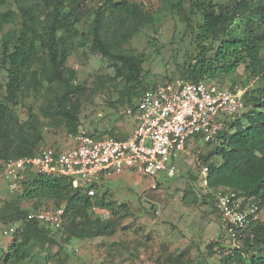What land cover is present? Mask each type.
<instances>
[{"label":"trees","instance_id":"obj_1","mask_svg":"<svg viewBox=\"0 0 264 264\" xmlns=\"http://www.w3.org/2000/svg\"><path fill=\"white\" fill-rule=\"evenodd\" d=\"M12 1L14 9L7 7L9 0H0V67L6 72L5 93L0 96L2 163L11 157L38 153L42 120L63 125L68 135L77 132L80 98L74 94H81L83 87L71 83L74 70L66 67V60L78 34V46L88 42L91 52L110 60L115 77L123 76L130 83L124 94L127 100L121 102L133 107V97L146 90L139 81L142 58L126 51L123 44L157 21L154 14L133 0H97L90 22L86 17L90 10L87 0ZM164 1L165 9L184 25L180 40L187 32L192 34L196 53L190 54L181 67L185 80H212L234 72L240 64L254 78L264 75L260 57L264 47V0H229L226 4L187 0L186 8L185 0ZM197 16L201 20L194 23ZM81 21L88 24L87 31L80 30ZM43 82L47 91L53 92L39 108L43 119L29 108L26 119L20 122L15 106L22 105L28 93L39 92ZM244 98L247 111L239 118L245 120V126L238 118L227 124L209 154L220 158L218 164L207 163L209 186L252 197L264 205V88L245 90ZM18 195L0 207V222L6 227L24 218L26 211L19 201L29 198L51 200L54 206L65 204L63 226L54 230L36 220L22 224L8 247L0 246V264H31L33 258H43L45 264H66L60 253L72 239L102 236L115 229L108 217H91L93 206L110 205L105 197L98 199L97 194L90 197L83 189H73L66 177L32 172L22 182ZM204 197L189 189L182 200L185 204L198 203ZM245 233L241 245L221 256L219 264H264V221L251 225ZM53 246L57 247L54 252ZM35 248L38 252L34 255ZM167 258L173 264H193L182 255Z\"/></svg>","mask_w":264,"mask_h":264},{"label":"rangeland","instance_id":"obj_2","mask_svg":"<svg viewBox=\"0 0 264 264\" xmlns=\"http://www.w3.org/2000/svg\"><path fill=\"white\" fill-rule=\"evenodd\" d=\"M9 1L7 7L14 9L13 1ZM133 1L141 4L146 12L154 14L158 21L141 28L123 44L126 51L142 58L140 83L148 89L175 79H184L181 67L188 61L190 54L196 53L191 41L192 34L187 32L180 40L184 25L179 22L177 15L165 9L164 0ZM214 1L223 4L229 2ZM96 2L97 0L86 2L90 9L86 14L88 22L92 19V8L96 6ZM183 6H188L187 0L183 2ZM200 20L199 16L193 18L194 23ZM79 26L81 31H87L88 24L81 21ZM79 36L74 37L75 47L66 60V67L74 70L71 83L83 87L81 94H74L80 98L79 127L95 138L106 135L126 137L134 125L125 112L129 104L121 101L127 100L124 94L130 83L123 76L115 77V68L110 60L91 52L88 42L78 46ZM260 57L264 66V47L260 51ZM206 81L231 91L264 88V75L259 79L248 75L243 64L228 75ZM5 82L6 72L0 67V96L5 93ZM137 88L139 85L134 90ZM52 95L53 92L47 91L45 82L39 92L28 93L22 105L14 108L19 121L26 119L29 108L43 119L39 108L45 97ZM135 101L136 97H133L132 103ZM238 119L245 126V120ZM228 130L232 131L230 128ZM40 131L42 140L38 143L37 150L47 146L62 149L72 144V138L63 125L51 122L50 119L42 120ZM214 145L216 144L198 140L196 147L188 146V153L179 155L174 160L175 176L168 177L164 172L156 176V189H150L149 177L143 175L137 178L136 173L131 170L121 174L104 173L94 179L91 186L95 189L97 198L105 197L106 204L110 205L107 208L95 205L91 217L94 219L107 210L109 219L102 216L111 221V227L115 229L102 236L72 239L60 253L66 258V264H173L167 256L179 254L193 264H219L220 257L232 247L225 236L224 224L222 225L212 199L203 196L198 203L190 204H185L182 200L186 190H196L199 167L207 165L208 161L217 164L220 162L219 157L209 155ZM18 196L11 194L8 185L0 179V207ZM19 206L26 211L54 205L51 200L29 198L21 199ZM5 228L6 224L0 222V246L5 242ZM56 250V246L51 247L52 252ZM37 252L38 249L35 248L33 254ZM31 261V264H45L43 258H33Z\"/></svg>","mask_w":264,"mask_h":264},{"label":"built area","instance_id":"obj_3","mask_svg":"<svg viewBox=\"0 0 264 264\" xmlns=\"http://www.w3.org/2000/svg\"><path fill=\"white\" fill-rule=\"evenodd\" d=\"M244 93L245 89L231 91L207 81L175 79L158 84L140 93L134 106L126 109L134 126L125 138L109 135L95 138L79 127L70 135L72 144L66 148L47 146L31 156L6 159L0 179L8 185L11 194L18 195L22 192V182L32 172L63 176L73 189H83L92 197L96 194L91 186L94 179L104 173L131 170L149 177L150 189H156V176L161 172L175 176L174 160L187 154L188 146L196 147L198 140L216 144L226 125L247 111ZM195 188L212 199L232 248L241 245L251 225L262 222V205L254 198L209 186L207 165L199 167ZM99 215L109 217L107 210ZM64 216L65 204L31 208L23 219L7 226L3 234L12 236L22 224L33 220L59 230Z\"/></svg>","mask_w":264,"mask_h":264},{"label":"crops","instance_id":"obj_4","mask_svg":"<svg viewBox=\"0 0 264 264\" xmlns=\"http://www.w3.org/2000/svg\"><path fill=\"white\" fill-rule=\"evenodd\" d=\"M126 171V170H125ZM124 171V172H125ZM136 177L137 178H140L141 177V175H138V174H136ZM11 236H6L5 235V242H4V244L1 246L2 248H6V247H8V245L11 243ZM179 255H182V254H179ZM179 255H177V256H179ZM168 256H171V255H168ZM174 256H176V255H174Z\"/></svg>","mask_w":264,"mask_h":264}]
</instances>
